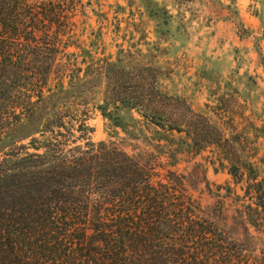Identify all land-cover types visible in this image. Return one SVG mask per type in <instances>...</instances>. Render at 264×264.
Instances as JSON below:
<instances>
[{"label":"trees","instance_id":"1","mask_svg":"<svg viewBox=\"0 0 264 264\" xmlns=\"http://www.w3.org/2000/svg\"><path fill=\"white\" fill-rule=\"evenodd\" d=\"M67 6L0 0V142L31 125L0 154V264H263L250 228H264V178L251 160L256 154H237L242 142L254 140L240 135L234 113L223 129L156 87L153 74L130 70L125 80L106 84L97 109L131 136L129 127L145 128L149 148L128 154L110 140L69 146L76 139H68L71 122L80 138L92 128L86 110L69 100L76 88L69 64L51 82L73 43ZM110 106L128 113L132 125ZM206 148L207 166L240 185L243 203L234 219L241 239L225 228L223 205L203 207L176 169ZM207 166L196 177L205 180Z\"/></svg>","mask_w":264,"mask_h":264},{"label":"rangeland","instance_id":"2","mask_svg":"<svg viewBox=\"0 0 264 264\" xmlns=\"http://www.w3.org/2000/svg\"><path fill=\"white\" fill-rule=\"evenodd\" d=\"M66 4L73 43L67 48L69 56H59L51 82L55 84L69 64L76 83L69 100L73 109L86 110L85 125L92 128L80 138L78 123L71 122L74 131L68 139H76L70 147L110 140L128 154L149 148L143 138L152 136L149 131L143 128L140 133L129 127L136 134L131 136L97 109L106 84L120 77L125 80L127 71L133 70L153 74L156 87L179 97L193 112L223 129L229 126L228 114L234 113L240 135L254 140L252 145L244 138L247 141L237 154H256L251 160L258 179L264 178V130L260 133L249 123L264 124V0H66ZM113 107L109 109L131 126L128 113ZM30 128L25 124L0 142V154ZM210 150L185 158L188 161L180 162L176 169L189 177L190 191L203 207L223 205L225 228L241 239L243 228L234 217L242 208L243 193L225 170L215 172L207 166ZM202 166H207L205 180L201 173L196 177ZM250 232L254 252L264 264V228L257 232L251 227Z\"/></svg>","mask_w":264,"mask_h":264}]
</instances>
